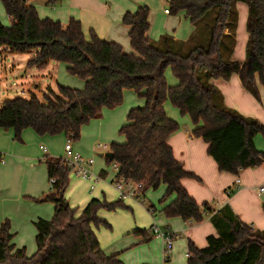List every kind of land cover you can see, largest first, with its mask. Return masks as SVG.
<instances>
[{"label":"trees","instance_id":"1","mask_svg":"<svg viewBox=\"0 0 264 264\" xmlns=\"http://www.w3.org/2000/svg\"><path fill=\"white\" fill-rule=\"evenodd\" d=\"M61 0H47L55 6ZM247 4V59L228 60L223 56L227 31L236 23L235 4ZM11 25L0 20V47L7 46L20 53L36 54L28 67L46 69L51 62H64L68 72L85 80L77 89L59 85L58 93L19 96L3 102L0 108V128L13 130L14 138L22 141L26 128L39 135L65 134L78 140L82 127L97 118L105 108H114L124 99V90L133 89L145 103L132 108L120 133L123 143H113L110 152L119 165L118 175L136 182H145L146 190L165 185L160 210L168 218L201 223L207 214L219 235H210L206 247L189 241L187 264H264V230L243 223L229 205L215 210L210 202L199 203L184 187L182 180L194 177L174 155L169 138L181 124L171 118L167 101L194 124L193 137L208 144V153L220 171L237 173L241 169L264 163V152L257 149L254 138L264 126L226 107L219 101L220 92L210 78L230 79L238 74L242 83L256 97L258 84L264 87V0H171V13L185 10L195 25L197 38L200 23L213 13L210 37L186 49L184 42L162 36L158 42L148 37L150 8L141 5L127 12L123 23L130 28L129 37L135 53H127L116 42L100 38L94 31L86 38L79 20L72 18L67 25L51 18H41L35 5L26 0H1ZM200 32V31H199ZM171 68L178 82L171 85L166 70ZM208 72L207 81L199 73ZM49 177L56 178L52 193L41 200L56 204L52 219H38L37 251L28 255L25 247L13 242L9 220L0 226V264H125L119 254H106L95 228L111 224L99 215L101 209L129 208L124 200L113 202L92 199L79 213L70 205L63 207L59 197L69 186L71 170L62 158L45 157ZM231 191L230 194H232ZM149 210L156 214L154 205ZM142 230L136 233H142Z\"/></svg>","mask_w":264,"mask_h":264},{"label":"crops","instance_id":"2","mask_svg":"<svg viewBox=\"0 0 264 264\" xmlns=\"http://www.w3.org/2000/svg\"><path fill=\"white\" fill-rule=\"evenodd\" d=\"M26 1L35 5L41 18L58 20L64 25H67L72 18H75L81 22L86 38H90L91 32L94 31L100 38L118 43L123 47L124 51L128 53H132V45L129 37L130 28L123 23V17L127 12H135L141 5L148 6L140 3L134 5L128 0H61L58 7L55 5L49 10L43 7V4L38 3V0ZM45 4L47 5V0H45ZM237 5H239L241 14L242 12L246 14V11H248V15L249 9L246 8L245 5ZM166 9L167 8H165V13L170 15L171 12H166ZM3 15L4 9L2 4H0V20L5 25L6 23L3 21ZM149 22L150 29L148 31V37L152 39L150 31L152 27L155 29L156 26L155 18L150 16V14ZM168 25L170 26L163 30H170L172 26L175 25V20L168 18ZM236 26H234V30L227 31L233 38L226 39L227 43L223 52H225V54L227 53L228 60L244 62L247 59L245 58V53L248 38H239L236 33ZM195 31L196 27L190 21L189 32L187 30L181 34L177 33L176 36L167 32L162 33L159 38L164 36L163 34H166V36H171L175 41L184 42V47L189 49L199 43H205L207 41V38H193ZM159 40L160 39L154 41L158 42ZM2 48L3 47H0V49ZM8 49L9 47H7L4 54L10 52ZM52 63L53 62H51L46 69H48ZM177 82L178 80L175 77V81H173L171 85H175ZM210 82L218 88L220 92L219 101L221 103L230 109L238 111L247 118L256 120L259 124L264 126V87L261 84H258L259 97H256L252 92L246 89L238 74L232 75V77L227 80L223 78H210ZM0 93L3 97L5 96L3 92ZM3 97L2 100H4ZM144 103L145 100L143 101V99H141L138 103L139 105L136 107L143 106ZM177 110L180 113V110ZM166 111L168 113L167 107ZM182 116L189 117L188 115ZM171 118L177 120L181 124V128L169 138V144L173 148L175 157L183 163L186 170L195 175L194 177H186L182 180L184 187L188 190L190 195L199 203L210 202L211 207L216 211L229 205L243 223L252 225L255 229L263 231L264 192L261 191V188H264V163L256 167L241 169L237 173L220 171L218 164L208 153V144L201 137H193L191 135L194 124L190 117L186 118L187 120L183 118L180 120L174 115H171ZM184 128L186 129L184 130ZM67 139L68 137L63 133L57 135H39L34 129L26 128L22 133V141H17L14 138L13 130L0 128V162L5 165L1 166L3 171L0 172V205L2 207L0 209V226L5 220H9L13 232L18 230L19 220L21 218L27 219L37 216V219L33 221L34 225L40 218H51V215H42L43 217H39L41 208L36 206L35 203L38 198H42L47 194L46 188L42 185H38L39 182L34 175L26 173L25 177L21 179L26 181V186L25 188L20 187V190H18L17 182H14L15 176L18 177V172L23 168L31 169L36 167L35 165L37 163H44L46 165L48 179L50 180L45 157L57 158L55 156L59 154V145H63ZM124 141L125 140L120 143ZM254 142L257 149L264 152V131L259 132L255 136ZM41 146L47 147V152L43 151ZM95 149L98 148L96 147ZM74 150H77L75 146ZM103 175H107L105 169H102L99 174L100 177H103ZM12 176H14V179H12ZM116 176L117 172H115L111 184L119 196V192L114 185ZM237 179H240L239 187L236 185ZM89 181L93 182V180ZM102 187L101 192L103 196L100 195L101 193L98 191L94 192V185L91 186V190L86 186L77 191L76 185L74 183L72 185L70 184V188L72 189L70 197L71 199L73 198V202L70 201V199L66 201L71 207L77 205L76 208L79 213L94 198L100 200L105 199L109 202L116 201V197H113L116 195L115 192H110L111 196L108 197L106 193L110 188L106 185ZM228 190H232V194H229ZM51 191H53L52 188ZM174 198L175 195L171 196L164 204L161 203V208ZM126 199H129V203L133 206L127 205L130 209L129 212L122 208L112 211L101 209L105 211V216L102 217L105 219L108 218L110 222L113 223L111 229L114 236H110L109 240H111L112 237L115 239L119 235L122 236L124 234L134 235V238L128 237L125 239H118L110 246L108 245L109 241L107 239L105 240V238L109 237L108 233L111 232L108 230H106L108 232L98 231L100 227L95 228L103 251L108 255L119 254V257L125 264H163L164 241L161 237L152 232L151 229L154 225L159 226L164 231H169L174 234L175 238L172 256V262L174 264H187L186 257L188 256L189 241H193L198 247L203 248L207 246V238L210 235H219L216 227L211 221V214H207L203 222L195 223L191 220L185 221L180 217L168 218L163 213H160V215H157V213L153 214L149 210V206L154 205L153 203L138 205V203H140L138 199ZM26 207L28 208L27 210L25 209ZM146 207L149 214L144 210ZM156 208L155 206V209ZM109 220L107 221L109 222ZM116 229H118V232L115 231ZM139 230L143 232L136 233V231ZM16 246L19 247L17 244ZM22 247L26 248V246Z\"/></svg>","mask_w":264,"mask_h":264},{"label":"rangeland","instance_id":"3","mask_svg":"<svg viewBox=\"0 0 264 264\" xmlns=\"http://www.w3.org/2000/svg\"><path fill=\"white\" fill-rule=\"evenodd\" d=\"M132 2L134 5L140 4H146L150 7V16H153L155 18V26L154 29L152 27L150 31V36L154 40L160 39V35L162 33H171L173 35H177V33L181 34L182 32H185L190 27V20L187 18L186 11L180 10L176 13H171L170 15L165 13V8L171 9V1L168 0H128ZM38 3L43 4V7L48 8L51 10L52 5H46L45 0H38ZM0 4H2V7L4 9V15H3V21H5V25L9 26L11 25L10 17L8 16L3 3L0 0ZM245 5L246 8H248L246 3L243 2H237L235 4V9L237 12V18H235L234 11L232 12V15L230 17V20H233L234 23L237 21L236 26V33L238 34L239 38H249L248 30H247V20L248 15L246 11L240 12L239 5ZM56 6H59V3L56 4ZM211 15H207L206 19H204L200 25H199V31L197 32V38H209L210 37V23L213 19V13H210ZM172 18L175 20V25L172 26L170 30H163L165 28H168L170 25H168V18ZM163 30L162 32H160ZM159 33V34H156ZM166 35V34H163ZM158 38V39H157ZM151 39V40H152ZM7 50V47H3L0 49V92H3L5 96L0 95V108L3 106L4 100L13 99L19 96H23L25 98H30L31 96H36L40 100H43L44 94H50V92L58 93L59 85L69 86L77 89H83L85 87V80L83 78H80L78 76L72 75L68 72L67 64L64 62H53L52 65L45 70H38L37 68H29L28 67V61L36 54V51L32 52H25L20 53L17 51H13L10 48L9 53L4 54V52ZM132 53H135L134 49L131 50ZM128 53V52H127ZM247 53V48H246ZM245 53V58H247V55ZM223 56L225 59H227V53L223 52ZM4 61V63H3ZM2 72V73H1ZM200 77L207 81L208 72H201L199 73ZM166 76L168 79V82L170 84H173L172 82L175 81V77L173 76V73L171 71V68H168L166 70ZM1 94V93H0ZM2 97L4 100H2ZM142 98L135 90L133 89H125L124 90V99L123 102L114 107V108H105L103 109L102 113L97 117L92 119L88 124L84 125L81 130V136L78 140H72L73 146L77 148V152H79L85 159L94 158L95 163L91 168V171H93L97 176H99L100 171L102 169H105L107 172V175H103V177H100L97 181H89L78 177L74 172L71 171L70 177H69V186L67 188V191L65 192V199L73 202V198L71 199L70 195L72 193V189L70 188V184L73 183L76 185V190L83 189L86 186L89 190H91V186L94 185V192L98 191L101 193L100 195L103 196V193L101 192L102 186L106 185L110 190H107L108 197L111 196L110 192H115V196H113L116 200H118L119 196L116 193L114 187L111 184V181L115 175L116 169L114 166L115 162H108L106 153L110 152L111 145L113 143H120L121 141L125 140V137L120 133V129L122 125L127 120V115L129 113V110L133 107L138 106L140 100ZM2 101V102H1ZM166 107L168 108V113L171 117V115H174L178 119H184L187 120L186 116H182L179 111L173 107L170 104V101L166 102ZM236 111V110H235ZM238 112V111H237ZM239 113V112H238ZM183 121V120H182ZM183 123V122H181ZM186 128H184L185 130ZM67 140L63 145H59V154L55 157L57 158H66V152H65V144ZM107 144L109 146V150L105 149H95L98 144ZM1 166H5L1 164L0 162V172L3 171ZM36 167H33L31 169L29 168H23L21 171L18 172V177L15 176V181L17 182V189L20 190L21 188H25L26 181L21 180L23 177H25L26 173H30L31 175H34L37 178V181L39 182L38 185H42L46 188V197L48 194H50L51 191V183L47 176V170L46 165L44 163H37L35 165ZM12 179H14V176H12ZM96 182V183H94ZM87 183V185H86ZM106 191V190H105ZM109 192V193H108ZM165 193V185H161L158 189L149 188L146 191L145 200H139L140 203L138 205H141L143 203H153L157 208V215H160L161 203L160 199ZM10 197V196H7ZM42 197V198H44ZM38 198L37 201H35L36 206H39L40 209V215L39 217H43L44 215H51L50 219H52L54 215V208L55 203L52 200H46V201H40ZM129 199H124V203L126 205L132 206V204L129 203ZM77 205H74L72 208H76ZM133 207V206H132ZM0 205V209H1ZM28 209L27 207L25 208ZM127 212H129V208H125ZM144 210L149 214L147 207L144 208ZM105 211L100 210L99 215L104 217ZM43 215V216H42ZM37 216H34L33 218H21L19 220V228L16 231H13L15 234L14 242L19 246H26L28 255H33L37 251V244H36V234L37 230L34 225V220H36ZM109 220L108 218H106ZM110 222V220H109ZM111 225H113L112 222H110ZM116 223V221H115ZM106 226H100L98 231H105V232H111L108 233L109 237L105 238L107 239L108 245L111 246L112 243L116 242L118 239H125V238H134V235L124 234L119 235L115 239L112 237L111 240L110 236H114L112 234V229L108 228ZM108 230V231H106ZM115 231L118 232V229ZM104 239V238H103ZM188 260V256L186 257ZM162 264V263H161Z\"/></svg>","mask_w":264,"mask_h":264},{"label":"built area","instance_id":"4","mask_svg":"<svg viewBox=\"0 0 264 264\" xmlns=\"http://www.w3.org/2000/svg\"><path fill=\"white\" fill-rule=\"evenodd\" d=\"M171 1V0H168ZM166 12H170V9L167 8ZM43 151L47 152V147L41 146ZM97 148L109 150V146L107 144H98ZM65 152L66 158H62L65 166H67L72 172H74L77 176H80L84 179H89L93 181H97L100 178L91 171L92 166L95 163L94 158L85 159L79 152L74 150L72 139L68 138L65 144ZM115 169L117 171V176L114 181L115 188L119 192V199L126 198H136L138 200H145V190L146 183L145 182H136L130 178H127L124 175H118L119 165L114 163ZM56 182V178H50L51 186ZM236 185L240 186V179H237ZM232 190H228L230 194ZM261 191L264 192V188H261ZM152 232L161 237L164 241V254H163V264H174L172 262L173 249H174V234L169 231L162 230L159 226L154 225L152 227ZM190 255L189 253L187 254Z\"/></svg>","mask_w":264,"mask_h":264},{"label":"water","instance_id":"5","mask_svg":"<svg viewBox=\"0 0 264 264\" xmlns=\"http://www.w3.org/2000/svg\"><path fill=\"white\" fill-rule=\"evenodd\" d=\"M106 157H109L111 160L114 159V155H113L112 152L106 153ZM59 200H60V202H61V204H62L63 207H67L69 205L68 202L66 201V199L64 198V193H62L60 195Z\"/></svg>","mask_w":264,"mask_h":264}]
</instances>
